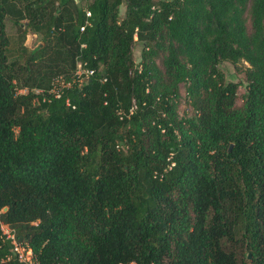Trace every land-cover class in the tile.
I'll return each mask as SVG.
<instances>
[{
  "label": "trees",
  "instance_id": "16d2710c",
  "mask_svg": "<svg viewBox=\"0 0 264 264\" xmlns=\"http://www.w3.org/2000/svg\"><path fill=\"white\" fill-rule=\"evenodd\" d=\"M0 220L39 264H264V0H0Z\"/></svg>",
  "mask_w": 264,
  "mask_h": 264
},
{
  "label": "rangeland",
  "instance_id": "374dc122",
  "mask_svg": "<svg viewBox=\"0 0 264 264\" xmlns=\"http://www.w3.org/2000/svg\"><path fill=\"white\" fill-rule=\"evenodd\" d=\"M93 0H77V3L80 7H86L88 3ZM125 6L121 7V16H125ZM21 24L22 26H19ZM17 23L15 18L9 15L6 18V30L7 34L10 37L11 45L10 50L13 53L14 57L11 60L19 59L16 55L22 53L23 47L28 48L30 51L34 50L44 44L41 35L34 34V32L28 28L27 21H22ZM141 53H142V44L136 43L134 47V60L136 64L141 62ZM23 60H21L22 62ZM250 65L244 61H241L237 64H233L228 61L222 62L220 65L221 71L224 73L227 81L237 83L239 85L238 88V105L243 104V97L247 92V69ZM60 78V77H59ZM62 79V78H61ZM56 83V81H55ZM181 91V104L179 106V114L182 118H188L194 115V112L188 102L186 85L182 84L180 87ZM22 93H26L27 90H22Z\"/></svg>",
  "mask_w": 264,
  "mask_h": 264
},
{
  "label": "built area",
  "instance_id": "2783aa9c",
  "mask_svg": "<svg viewBox=\"0 0 264 264\" xmlns=\"http://www.w3.org/2000/svg\"><path fill=\"white\" fill-rule=\"evenodd\" d=\"M88 16H90L89 13H88ZM83 30H84V27L82 28V31ZM75 75L80 82H85L91 76L94 75V71L90 70V69H85L80 64L78 66V69H77ZM54 85L55 86H54L52 91L55 94H58V92H59L58 89L60 86L61 87L66 86L64 79H61V78H57L56 83ZM0 233H1V237L3 238V240L8 241L10 243L11 251H12L13 255L17 256L18 261L20 263H22V264H39L37 259L34 257L32 249L28 246H24V245L20 244L16 239V235H15L14 231L10 228L9 225L5 224L1 220H0Z\"/></svg>",
  "mask_w": 264,
  "mask_h": 264
},
{
  "label": "water",
  "instance_id": "95a60500",
  "mask_svg": "<svg viewBox=\"0 0 264 264\" xmlns=\"http://www.w3.org/2000/svg\"><path fill=\"white\" fill-rule=\"evenodd\" d=\"M232 149V145L230 146V149L229 150H231Z\"/></svg>",
  "mask_w": 264,
  "mask_h": 264
}]
</instances>
